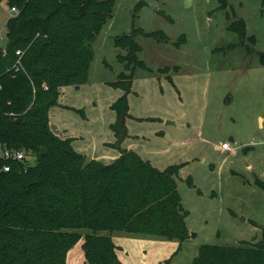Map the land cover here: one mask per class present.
I'll return each mask as SVG.
<instances>
[{"label": "trees", "instance_id": "obj_1", "mask_svg": "<svg viewBox=\"0 0 264 264\" xmlns=\"http://www.w3.org/2000/svg\"><path fill=\"white\" fill-rule=\"evenodd\" d=\"M5 1L18 14L7 23L6 45H0V146L35 159L0 172V264H121L113 242L118 234L176 241L180 249L195 236L176 181L181 167L161 171L121 148L128 136L132 74L111 83L124 91L111 106L114 148L120 151L112 163L88 161L71 138L58 137L50 127L61 89L87 84L93 44L119 0ZM146 2L140 0L135 11ZM244 26L230 30L242 36ZM140 35L167 42L161 32L134 28L116 38L115 46L127 51L119 57L127 66L147 70L138 59ZM260 61L264 66L263 53ZM256 186L264 191V182ZM193 264H264V231L256 244L203 245Z\"/></svg>", "mask_w": 264, "mask_h": 264}, {"label": "rangeland", "instance_id": "obj_2", "mask_svg": "<svg viewBox=\"0 0 264 264\" xmlns=\"http://www.w3.org/2000/svg\"><path fill=\"white\" fill-rule=\"evenodd\" d=\"M139 1H118L93 44L90 85L67 101L77 108L64 111L72 133L82 139L76 147L103 159L95 151L112 141L117 119L110 104L122 94L110 84L132 74L129 131L121 148L131 145L161 171L181 167L176 181L195 236L172 264H192L203 245L256 244L264 231V191L256 186L257 180L264 182V0H147L136 12ZM10 10L0 0V33L6 34ZM240 22L242 36L230 30ZM134 28L167 38L162 43L136 38L142 48L138 59L147 70L119 59L127 51L117 48L115 39ZM167 120H177V126L161 139L156 135ZM224 143L230 145L228 154L221 150ZM143 150L156 153L149 157Z\"/></svg>", "mask_w": 264, "mask_h": 264}, {"label": "crops", "instance_id": "obj_3", "mask_svg": "<svg viewBox=\"0 0 264 264\" xmlns=\"http://www.w3.org/2000/svg\"><path fill=\"white\" fill-rule=\"evenodd\" d=\"M87 85H90V84H85L80 87L69 86V87H64L61 89L59 105L57 107L52 108L50 111V127L53 133L56 134L58 137L64 138V139L71 138L73 140V143H72L73 148L78 153L84 155L87 159L96 160L104 164H110L116 159H118L120 156V151L110 146L111 144L116 143V137L113 131H111L112 137H113L112 141L106 142L104 144V150L95 151V153L100 154L103 157V159H93V156H89V157L87 156L86 154L87 151L85 150V146L82 148L76 147L77 142L82 141V139L78 140V138L72 133L73 130L71 129V126H69L68 120L65 119L64 117V111L66 110L76 111L77 110V108L71 107L67 104L68 99H71L74 95H79L77 94L79 90L83 88L84 86L87 87ZM121 92L122 94L119 93L115 101L112 100L110 104V109H111V106L123 95L124 91L121 90ZM84 118L86 117L84 116ZM115 121H116V118L114 122ZM167 122H173L174 124L168 125ZM125 124H126V121H125ZM175 126H177V120L176 121L167 120L165 125L163 124V128L160 129V133H158L156 136H158L161 139L167 138L168 135L171 134L170 130L172 129V127H175ZM128 147L129 149H125V150L133 151L131 150V145ZM135 152L139 154L141 157L143 156L144 160L149 161L154 167L159 169L156 166V164L152 162L151 160L152 158H146L140 152L138 151H135ZM222 152H226L224 154H228L231 152V149L229 151H222ZM143 153L151 157L153 153H156V152L143 150ZM249 167L251 168L252 165L250 164ZM191 239L193 238H190L189 240ZM113 242L116 246V254L121 264H166L168 260H170V264H172L174 260L179 256L178 254L175 256V254L178 253V251H180L181 249V248L179 249L180 244L176 241H164V240H157L154 238H140V237H134V236H127V235H116L113 237ZM186 242H184L181 246L183 247L186 244ZM197 255L195 256V258L197 257ZM193 261H192V264H193Z\"/></svg>", "mask_w": 264, "mask_h": 264}, {"label": "built area", "instance_id": "obj_4", "mask_svg": "<svg viewBox=\"0 0 264 264\" xmlns=\"http://www.w3.org/2000/svg\"><path fill=\"white\" fill-rule=\"evenodd\" d=\"M11 18L18 14V10L16 8H11ZM6 40V34L0 33V41ZM18 56H21V51L17 52ZM20 65V61H18ZM222 151H229L230 145L229 143H224L221 147ZM11 163H24L31 164V160L26 155V152L19 149H11L0 146V172H10L11 171Z\"/></svg>", "mask_w": 264, "mask_h": 264}, {"label": "water", "instance_id": "obj_5", "mask_svg": "<svg viewBox=\"0 0 264 264\" xmlns=\"http://www.w3.org/2000/svg\"><path fill=\"white\" fill-rule=\"evenodd\" d=\"M191 3V0H188V4H190ZM167 124L169 125V124H174L173 122H167Z\"/></svg>", "mask_w": 264, "mask_h": 264}]
</instances>
